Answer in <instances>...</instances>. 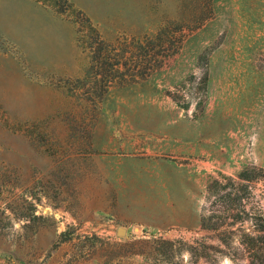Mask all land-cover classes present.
<instances>
[{"label": "rangeland", "instance_id": "rangeland-1", "mask_svg": "<svg viewBox=\"0 0 264 264\" xmlns=\"http://www.w3.org/2000/svg\"><path fill=\"white\" fill-rule=\"evenodd\" d=\"M3 2L0 264H140L133 252L159 236L203 238L211 256L194 264H247L200 219L211 176L264 168V0H213L175 56L111 87L95 109L69 89L89 66L77 14L113 42L156 34L181 18L184 0ZM22 8L32 16L25 37Z\"/></svg>", "mask_w": 264, "mask_h": 264}, {"label": "trees", "instance_id": "trees-1", "mask_svg": "<svg viewBox=\"0 0 264 264\" xmlns=\"http://www.w3.org/2000/svg\"><path fill=\"white\" fill-rule=\"evenodd\" d=\"M183 4L181 18L168 21L156 34L113 42L106 41L91 19L79 12L75 19L78 40L88 51L89 66L83 77L68 80L76 86H69V89L80 90L95 109L111 87L140 82L162 68L178 53L187 34L201 27L214 14L213 0H184ZM208 82L206 71L199 81L204 98ZM168 95L183 108H188L190 101L181 102L172 92ZM262 181L264 168L256 164L245 166L237 175L220 172L211 176L201 211V229L216 232L226 246L236 242L247 264H264V190L258 192L256 188ZM153 239L145 241L147 250L133 252L143 257L140 264H187L183 262L185 253L193 260L189 264H194L211 256L212 246L203 238L193 242L162 236Z\"/></svg>", "mask_w": 264, "mask_h": 264}, {"label": "crops", "instance_id": "crops-1", "mask_svg": "<svg viewBox=\"0 0 264 264\" xmlns=\"http://www.w3.org/2000/svg\"><path fill=\"white\" fill-rule=\"evenodd\" d=\"M0 4H1V8H2V14L1 15H6V10L9 9L11 6L7 7L8 3L3 2V0L0 1ZM21 10H23V12ZM21 10L20 11L22 12V14L20 16H18L19 18L16 17L17 19L15 20V22H16L18 29L22 30V33L20 34V36L25 37L26 36L25 32H26V30L29 29V25L27 24V22H29L28 20L31 19L32 16H31V13L28 12L27 10H24L23 8ZM27 12L29 14H27ZM8 19L10 20L12 18H8Z\"/></svg>", "mask_w": 264, "mask_h": 264}, {"label": "water", "instance_id": "water-1", "mask_svg": "<svg viewBox=\"0 0 264 264\" xmlns=\"http://www.w3.org/2000/svg\"><path fill=\"white\" fill-rule=\"evenodd\" d=\"M124 232V230H120V233L122 234Z\"/></svg>", "mask_w": 264, "mask_h": 264}]
</instances>
